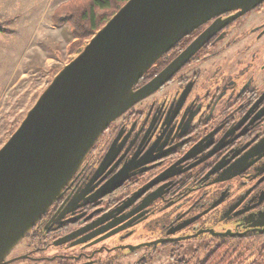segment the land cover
<instances>
[{
  "label": "flooded vegetation",
  "instance_id": "obj_1",
  "mask_svg": "<svg viewBox=\"0 0 264 264\" xmlns=\"http://www.w3.org/2000/svg\"><path fill=\"white\" fill-rule=\"evenodd\" d=\"M236 14L184 38L136 89L213 23ZM142 236L152 238L135 246L161 242L140 248L150 250L201 238L220 245L264 237V1L105 130L7 260L116 264L105 253L122 259L128 241Z\"/></svg>",
  "mask_w": 264,
  "mask_h": 264
},
{
  "label": "water",
  "instance_id": "obj_2",
  "mask_svg": "<svg viewBox=\"0 0 264 264\" xmlns=\"http://www.w3.org/2000/svg\"><path fill=\"white\" fill-rule=\"evenodd\" d=\"M263 1L128 0L54 77L0 148V264L17 260L7 259L61 198L105 130L168 83L220 29ZM230 12L237 14L213 23L136 89L184 38Z\"/></svg>",
  "mask_w": 264,
  "mask_h": 264
},
{
  "label": "rangeland",
  "instance_id": "obj_3",
  "mask_svg": "<svg viewBox=\"0 0 264 264\" xmlns=\"http://www.w3.org/2000/svg\"><path fill=\"white\" fill-rule=\"evenodd\" d=\"M66 1L0 0V22H6L4 28L8 30L0 33V148L18 129L54 77L77 57L90 40L79 43L73 38L69 25L54 26L52 15ZM150 238L136 237L127 245L135 246ZM220 242V239L201 238L155 250H122L126 255L122 259L113 258L118 252L105 254L111 256V261L116 264H195ZM241 242L244 249L240 254L256 256L264 244V237ZM233 243L228 239L224 244L232 246ZM18 249L12 256L19 253ZM23 263L26 264L23 261L11 264ZM57 263L58 260L53 261V264ZM37 264L52 263L43 261Z\"/></svg>",
  "mask_w": 264,
  "mask_h": 264
},
{
  "label": "trees",
  "instance_id": "obj_4",
  "mask_svg": "<svg viewBox=\"0 0 264 264\" xmlns=\"http://www.w3.org/2000/svg\"><path fill=\"white\" fill-rule=\"evenodd\" d=\"M128 0H68L60 4L52 15L55 27L69 25L73 38L79 43L89 40ZM6 22H0V33H7ZM180 49V45L176 46ZM148 73L145 75L147 76ZM233 245L220 244L195 264H264V244L256 256L240 254L244 249L241 239ZM237 242V243H236ZM175 244L174 246H177ZM180 264V262H179ZM187 264V263H183Z\"/></svg>",
  "mask_w": 264,
  "mask_h": 264
}]
</instances>
